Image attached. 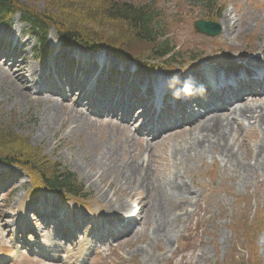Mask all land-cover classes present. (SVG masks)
Segmentation results:
<instances>
[{"label":"rangeland","instance_id":"374dc122","mask_svg":"<svg viewBox=\"0 0 264 264\" xmlns=\"http://www.w3.org/2000/svg\"><path fill=\"white\" fill-rule=\"evenodd\" d=\"M19 1L31 9L35 8L37 11L43 9L41 0ZM157 1L160 2L159 6L170 10L167 11L169 17L175 13V9L179 11L181 21L171 23V29L177 32L174 37L175 43L179 45L183 43L185 48L195 53L201 52L203 57L209 60L219 62L241 56L257 47L258 36L263 35L261 20L264 18V0H211L214 8L208 13L203 12V5L198 3L199 1ZM218 7L221 8L219 14L216 11ZM225 16L231 23L229 26L231 34H227V37L220 32L219 35L209 38L197 34L192 28V23L198 19H209L219 24ZM171 20L172 18L169 19ZM23 28L14 17L9 31L4 32V29L0 28V36H10L11 33L17 36V31ZM55 35L51 28L47 38L50 47L47 52L52 49V54L48 59L39 58L41 57L38 54L39 47L29 35L22 56H19L13 65L17 66L25 59L22 66H31L36 74H40L55 61L58 63L61 54L67 50L57 47ZM140 47L138 43L132 45L134 52L142 49ZM180 55L185 57V52H180ZM102 57L112 64L117 62L109 52L104 51ZM12 63L13 60L0 57V127L9 131L13 137L17 136L26 142L31 148L38 149L41 156L48 161L59 162L76 174L84 186V199L80 202L68 197L59 198L52 193L42 194V197L38 198L42 199L40 200L42 205L46 206V203L52 208L62 206L67 217L72 216L73 219L76 217L77 220L82 218L84 221L82 225L78 223L81 228L76 230V239H71L69 244L59 245L58 242H53V225L38 221L32 211L33 201L36 199L32 198V194L42 190L41 183L35 182L31 176L21 172L17 167H12L14 178L11 187H14V190L11 191L9 188L0 193V264H264V151L262 163L255 165L253 160L255 146L262 144L264 148V128L261 130V127H256L255 136H249L246 130L238 133V142L233 145V151L245 149L244 161L255 165L254 174L243 177L238 169L224 165L222 159L217 156L218 153L214 155L215 158L207 154L200 158L193 155L176 159L173 143H177V147L181 148L190 144L189 140L181 142L183 135H178L179 128L163 133L162 142L155 145L152 143H156L158 138L151 140L149 137L152 147H148L145 140H140L146 137L135 132L136 124L131 123L130 131L125 130L122 135L129 137L133 147L128 151H121L123 156L120 154L115 157L117 166L126 164L132 152L134 163L147 166L148 173L166 178L169 182L174 180L178 184L184 183L195 192V195L185 206H180V210H176L177 218L172 219L170 225L172 232L170 241L164 236L157 242L152 240L154 224H151L150 215L141 214L142 212L136 214L138 225L135 228V225L132 226L131 234L113 242H110V239H94L92 237L94 231L98 236L106 232L110 238L111 225H116L119 219L125 218L131 210H139V199L144 203L148 200L147 187L145 190L129 185L121 190L117 187V182L111 183L108 174L96 168L98 155L116 143L105 133L116 125L108 121L113 120L117 123L119 118L116 116L110 118L113 115L106 110H103L102 115L92 114L93 107L82 106L86 101L79 105L75 104L74 101L79 99L78 92L66 91L67 99L71 101L67 99L63 101V95L39 90L42 84H35L37 75L31 80L27 67L20 75L23 74L22 79L28 83L24 89L19 87L24 92L28 88L30 96L28 98L18 96V85H14L11 79L6 78L8 72L5 73ZM194 63L202 65L197 60ZM183 66L185 65L182 64L180 67ZM207 67L209 66L203 65V69L206 68V72L210 73L212 69ZM153 69L142 70V79L151 81L159 78L163 81L169 77H171L169 80L183 78L180 75L182 73H177L178 71L177 74L171 75L164 70ZM30 84L34 89H30L33 88ZM47 100L61 104L62 112L71 113L56 120L50 129L39 135L37 128L44 117L42 110L45 109ZM263 102L264 97H260L259 100L250 101L248 104L252 107L260 105L264 112ZM65 103L69 104L68 107L64 106ZM75 110L82 112L86 126L82 124L77 128L68 121L69 117L76 115ZM135 115L130 112L127 119ZM100 119L104 121H99ZM243 126L247 128L248 123H243ZM102 164L104 166L107 163ZM106 200H112L111 203L122 201L128 205L129 211L114 217L107 211L108 207L104 204ZM83 204L84 206H80ZM71 222L74 224L73 220ZM32 227H35L36 238L30 234ZM27 239L35 246L44 245L43 249H47L44 252H48L49 257L53 259L47 261L38 255H30L27 251L29 247L25 243ZM19 240L24 242L22 245L24 248H20L21 244L17 243ZM55 244L59 246L54 247ZM36 251L39 249L36 248Z\"/></svg>","mask_w":264,"mask_h":264},{"label":"trees","instance_id":"16d2710c","mask_svg":"<svg viewBox=\"0 0 264 264\" xmlns=\"http://www.w3.org/2000/svg\"><path fill=\"white\" fill-rule=\"evenodd\" d=\"M37 2L40 0H30ZM42 10L28 8L19 0H0V26H9L14 14L46 47L47 33L53 28L63 44L96 51L105 48L127 57L147 54L148 60L175 57L167 40L160 42L159 22L154 7L147 2L127 0H41ZM206 8L210 0H201ZM140 44L137 52L132 45ZM45 52V51H44ZM141 52V53H140ZM0 162L24 169L46 190L79 196L82 185L59 163H50L39 150L0 127Z\"/></svg>","mask_w":264,"mask_h":264},{"label":"bare ground","instance_id":"6f19581e","mask_svg":"<svg viewBox=\"0 0 264 264\" xmlns=\"http://www.w3.org/2000/svg\"><path fill=\"white\" fill-rule=\"evenodd\" d=\"M226 18L228 17H223L222 21L219 22L221 32L225 37H227V34H231L229 28L231 23L230 20ZM261 21L263 23V35H257L259 40L257 43L259 44L253 49L257 50L264 59V18H262ZM24 64L25 62H21L17 66L12 65L13 67H8V69L5 70V73L8 72L6 78L11 79L14 85H18L19 91L17 92V95L22 98H28L30 96V90L25 88L26 91L24 92L20 90L19 87L21 86L24 89L26 83H28L22 79L21 76L23 74L20 75V73L25 71L24 69L27 67L30 71L29 76L32 80L34 76H36V72L31 66H22ZM47 102L48 103L44 106L45 109L42 110L44 117L39 123V128H37L39 135H42L43 132L50 129L56 120H60L64 117V115L68 116L66 114L71 113V111L67 113L62 112L63 106L61 104L54 103L49 100H47ZM67 105L69 104H64L65 107H68ZM75 112L76 115L74 117H69L68 121L73 123L74 126L78 128L81 127L82 124H85L83 118L84 116L80 110H75ZM238 118L240 121H252L253 124H251L248 128L254 125H259L261 128H264L263 107L260 105L252 107L247 103L239 102L229 107L226 111L222 110L221 112H209L206 116L192 121L189 124V127L182 128L179 132L180 134H178L181 136L183 135V137H181V142L189 140L190 144L188 147L183 146V148H181L177 147V143H173L174 157L176 159H182L183 156L191 157L194 155L196 156L195 158H200L201 156L209 154L212 158H214V155L218 153L219 157L222 159L221 162H223L224 165L238 169V171H241L243 177L253 175L255 172V165L262 163V153L264 148L262 144L255 146L253 159L255 161V165H251L250 163H246L244 161L243 155L246 153L245 149L244 151H233V145H236L238 142L237 136L241 130V126L239 125V122H237ZM125 130H129V125L127 127L123 126L122 128L118 125L112 126L105 132L106 135H108V137L113 139L116 143L115 145L109 147L107 151H102L101 154L98 155L99 159L96 160V168L98 171L108 174L111 179V183L117 182V187L121 190H123V187L129 185L137 186L145 190L147 187L148 189L146 194L148 200L146 203L140 199L138 200L139 212H142L141 214L148 213L151 217V224H154V235L152 237L153 241L157 242L161 239V236H164L165 239L170 241L172 238L170 225L172 219L177 218L176 210H180V206H185L193 195H195V192L184 183L178 184L174 180L169 182L166 178H161L148 173L147 166L134 163L133 157L131 156L132 152L130 154V159L126 164L117 166L115 157H118L121 154V151H128L133 147L129 137L127 135H122ZM255 133L256 130L251 128L249 134L251 136H255ZM161 136L162 135L160 134L156 143L152 144L155 145L162 142L163 138ZM146 143L148 147H152L150 142L146 141ZM121 155L123 156V154ZM102 162L107 163L104 165L105 168ZM108 165H111L112 167H109ZM150 185H153V187H150ZM110 201L106 200L104 204L108 207L107 211L114 217L117 215L120 216L121 214L129 211L128 205L124 202L118 201V203H111Z\"/></svg>","mask_w":264,"mask_h":264},{"label":"water","instance_id":"95a60500","mask_svg":"<svg viewBox=\"0 0 264 264\" xmlns=\"http://www.w3.org/2000/svg\"><path fill=\"white\" fill-rule=\"evenodd\" d=\"M194 28L197 32L208 36H214L220 32V26L210 21H197L194 24Z\"/></svg>","mask_w":264,"mask_h":264}]
</instances>
